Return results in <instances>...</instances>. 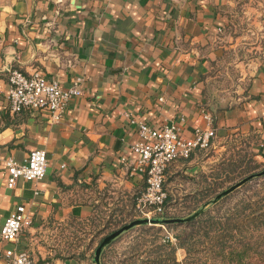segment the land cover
Returning <instances> with one entry per match:
<instances>
[{"label":"crops","instance_id":"0c3cea01","mask_svg":"<svg viewBox=\"0 0 264 264\" xmlns=\"http://www.w3.org/2000/svg\"><path fill=\"white\" fill-rule=\"evenodd\" d=\"M255 1L263 7L245 13L260 29L259 41L238 58L243 36L226 31L232 0H0V221L18 204L30 219L16 240L0 238V264L10 248L34 262L94 264L93 249L73 251L72 226L93 221L100 209L121 216L134 208L145 188V177L133 169L140 122L173 121L190 137L205 126L207 111L213 141L234 132L264 137V0ZM225 63L238 68L234 79ZM12 68L38 70L63 88L81 78L82 93L58 122L38 112L12 113ZM239 82H246L242 93ZM34 149L46 151L44 178H18L8 187L3 159L23 162ZM202 151L173 161L165 174L185 165V173L196 171ZM165 241L174 244L167 231ZM183 255L179 248L176 260Z\"/></svg>","mask_w":264,"mask_h":264},{"label":"rangeland","instance_id":"374dc122","mask_svg":"<svg viewBox=\"0 0 264 264\" xmlns=\"http://www.w3.org/2000/svg\"><path fill=\"white\" fill-rule=\"evenodd\" d=\"M232 1L235 5L226 31L243 36V45L238 52V58H243L246 46L248 47L252 42H258L260 36V29L252 27L254 26L251 23L252 17L245 11L253 5L259 8L263 6L257 4L255 0ZM227 57L226 62L231 63L233 56L228 54ZM224 65H228V76L234 79L238 74V68H235L233 64L225 63ZM221 68L226 69L224 66ZM227 85L232 86L229 80ZM245 86L246 82H239L235 89L238 93H242L241 90H244ZM213 143L211 147L202 151L205 156H197L198 159L194 163L196 171L185 173L184 170L188 167L185 165L176 174L171 176L165 174L164 188L170 196L168 203H171L167 209L169 215L183 217L206 200L212 199L215 193L237 183L250 173L259 172L264 168V137L261 133L234 132L223 139H216ZM260 144L263 146L261 147ZM258 148L262 149L259 151ZM246 168L253 169L246 172ZM206 208L207 213L212 217H205L203 221H216L221 225L231 223L235 226L229 228L228 237L223 236L227 232L222 231L224 228L209 231L208 236H204L202 231L197 232L187 261L184 259L186 252L181 248L184 255L180 262L184 264L186 262L188 264H264V174L247 179L218 202L210 203ZM134 214H137L135 206L131 212L121 216L114 212L107 214L100 209L93 221H79L72 226L75 238L73 251L76 252V247H79L78 255H81L84 250L90 253V249L102 232L128 220ZM191 230L192 228H167L166 226L163 228L138 227L128 230L120 234L106 251V264H147V260L158 257L164 260L169 259L172 252L170 247L160 245L163 243L162 238L166 231L173 235V241L176 244L177 233H189ZM178 249L174 251L175 258ZM167 262L169 260H166Z\"/></svg>","mask_w":264,"mask_h":264},{"label":"built area","instance_id":"2783aa9c","mask_svg":"<svg viewBox=\"0 0 264 264\" xmlns=\"http://www.w3.org/2000/svg\"><path fill=\"white\" fill-rule=\"evenodd\" d=\"M7 99L12 113L38 112L49 122L61 120L68 101L82 93L77 78L69 87L60 86L56 78H48L43 72L34 70L29 74L17 68L7 69ZM205 126H197L193 135L186 137L181 127L173 121H166L157 127L140 122L137 125L138 140L132 149L138 154L134 170L145 177V188L137 196L135 209L138 215L152 218L163 211L167 192L164 188L165 171L175 160L186 159L196 150L211 147L215 137L213 116L204 111ZM7 170L6 185L12 187L18 178L41 180L46 174L47 157L44 149L29 152L23 162L11 156L3 159ZM30 225L25 206L18 204L0 221V238L16 240L21 230ZM5 264H51L49 261L34 262L25 250L10 248L5 251Z\"/></svg>","mask_w":264,"mask_h":264},{"label":"trees","instance_id":"16d2710c","mask_svg":"<svg viewBox=\"0 0 264 264\" xmlns=\"http://www.w3.org/2000/svg\"><path fill=\"white\" fill-rule=\"evenodd\" d=\"M252 169L246 168L245 171L246 172H250ZM259 174L260 175L264 174V168L261 169L259 172L250 173L249 175L241 178L237 183H235L233 185H229L227 188H225L221 192L215 193L212 196V199L206 200L199 207L194 208L192 211H190L188 214H186L183 217H176L175 215H169L168 214V210L167 209L171 205V203L170 202L168 203V201L170 200V198H169L170 196L167 193V198H166L165 203H164L163 211L160 212V213L154 214L153 219L154 220H161V219H175V218H180V219H182V221L167 222V223H163L162 225L166 226L167 228L183 227L185 229L192 228V230L189 233H183V232L182 233H177L175 235L176 244L168 243L167 241H165L162 244H160L162 246H165L166 245V246H169L170 247V250L172 252H171V255H169V257H168L169 259H165L164 260V259H160V257H158L157 259L147 260L146 263L147 264H184L183 262H180V261H177L176 260V258H175V252L174 251L177 248H183L185 250V252H186V256H185L184 259H185V261H187V259L189 257V254H190V252L192 250L193 244H194V240H195V236H196L195 234L197 232L199 233L200 231H202V233H203L204 236H208V232L209 231H212V230L216 231L219 228H224V230L222 229V231H227V232H225L224 233L225 235H223V236H226L227 235V237H228L230 235L229 228H233L235 226V224L229 223V224H226V225H221L219 222H216V221H210V222L209 221H203V219L205 217H210V218L212 217V216H210L209 213H207V208L206 207L210 203L218 202L222 197H224L229 192H231L233 189L230 190L229 192L223 194V192L225 190L229 189L232 186H235L241 180L246 179V178L249 179V178H251V177H253L255 175H259ZM136 216H138V214H134V217H136ZM134 217H131L128 220H126L124 222H121L120 224H118L116 226H113V227H110V228L106 229L105 232H102L101 235H99V237L100 236L101 237L100 238L98 237V239L95 241L96 242L95 246H93V248H91V249H93L92 250V254L94 253V250L98 246V244L101 241L102 237H104L105 235H107V234H109V233L117 230L118 228H120L124 224H127V223L131 222L132 220L135 219ZM143 225H145V223L140 224V227H145ZM150 227H153V226H150ZM118 236L116 238H118ZM116 238L113 239L109 244L105 245L102 248V250L100 252V255H99V263L100 264H106V258H105L106 251L111 247L112 243L114 242V240H116ZM222 240H224V239H222ZM221 246H224V245H221ZM159 256H161V255H159ZM92 257H93V255H92ZM166 260H169V262L166 263ZM93 263L95 264V262H93ZM186 264H188V263L186 262Z\"/></svg>","mask_w":264,"mask_h":264},{"label":"water","instance_id":"95a60500","mask_svg":"<svg viewBox=\"0 0 264 264\" xmlns=\"http://www.w3.org/2000/svg\"><path fill=\"white\" fill-rule=\"evenodd\" d=\"M247 179V178H246ZM246 179L241 180L238 184H236L235 186L230 187L229 189L225 190L223 192V194L229 192L230 190L234 189L236 186L240 185L242 182H244ZM220 196V195H219ZM218 196V197H219ZM173 221H182V219L180 218H175V219H161V220H154V219H148V218H140V219H135L132 220L131 222L124 224L123 226H121L120 228H118L117 230L105 235L104 237H102L101 241L99 242L98 246L96 247V249L94 250V262L95 264H100L99 263V255L100 252L102 250V248L109 244L113 239H115L118 235H120L123 231L139 225V224H143V223H148V224H159L162 225L163 223H167V222H173Z\"/></svg>","mask_w":264,"mask_h":264}]
</instances>
